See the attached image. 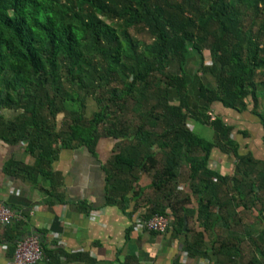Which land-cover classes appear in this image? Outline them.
I'll use <instances>...</instances> for the list:
<instances>
[{
	"label": "trees",
	"instance_id": "obj_1",
	"mask_svg": "<svg viewBox=\"0 0 264 264\" xmlns=\"http://www.w3.org/2000/svg\"><path fill=\"white\" fill-rule=\"evenodd\" d=\"M190 52L215 80L213 88L199 85L202 107L188 100L182 69ZM174 62L180 74L170 70ZM214 102L250 111L264 130V0H0V141L24 142L36 158L34 166L8 167L42 171L59 147L92 151L99 138L111 137L107 202L124 203L146 172L161 200L148 197L143 219L168 216L174 235L182 232L190 194L204 226L233 218L242 202L264 208V162L238 153ZM4 109L16 114L6 119ZM190 121L209 126L212 138L197 135ZM214 148L233 155L232 174L209 168ZM179 181L190 191L179 190ZM44 235L38 237L50 263L59 255L68 260L60 248H45ZM202 245L196 233L183 249L207 257ZM122 264L138 262L127 255Z\"/></svg>",
	"mask_w": 264,
	"mask_h": 264
},
{
	"label": "crops",
	"instance_id": "obj_2",
	"mask_svg": "<svg viewBox=\"0 0 264 264\" xmlns=\"http://www.w3.org/2000/svg\"><path fill=\"white\" fill-rule=\"evenodd\" d=\"M200 55L190 52L182 71L189 82V103L203 106L197 97L203 84L215 86L210 73L200 70ZM208 61V60H206ZM180 74L177 64L169 66ZM88 111L91 102H87ZM93 110L94 106L91 107ZM213 112L232 126L231 138L237 143L239 154L250 153L264 162V130L258 117L250 111L224 107L220 102L211 105ZM6 119L16 113L4 109ZM62 114L58 115L61 119ZM190 128L199 136L211 139L209 126L190 121ZM210 129V130H209ZM210 132H206V131ZM116 139L99 138L91 151L85 145L59 147L55 156L41 164L42 171L27 172L9 161H21L25 166L36 165L34 155L26 151L25 143L9 144L0 141V203L15 214L14 220L0 225V264L10 258L13 244L29 235L45 234L43 245L54 252L60 248L69 256L59 255L52 264H122L126 256L136 258L138 264H264V208L261 203L242 202L233 209L235 216L226 220L214 218L204 226L197 217L196 199L190 194L183 216L186 228L179 235L169 228L164 233L138 230L134 219L143 218L145 202L161 200L151 188V178L139 172L136 185L124 203L107 202V172L109 159L116 152ZM235 158L214 148L208 159L209 168L232 174ZM40 169V168H39ZM186 174L185 168L181 170ZM178 189L190 191L185 181ZM134 191L136 192L134 194ZM247 200V199H245ZM162 202V201H160ZM232 206H229L231 212ZM217 207L213 212L217 214ZM186 229H189L186 234ZM50 232L57 236H51ZM200 234L202 250L207 257L189 256L183 249L184 240ZM6 236H9L8 238ZM224 242L225 247H219ZM218 250V251H217ZM215 251V254H214ZM219 252V253H218ZM36 264H51L45 256Z\"/></svg>",
	"mask_w": 264,
	"mask_h": 264
},
{
	"label": "built area",
	"instance_id": "obj_3",
	"mask_svg": "<svg viewBox=\"0 0 264 264\" xmlns=\"http://www.w3.org/2000/svg\"><path fill=\"white\" fill-rule=\"evenodd\" d=\"M210 63L209 60L206 61V64ZM209 114L214 118L210 111ZM14 218L15 214L12 209L0 203V225L10 224ZM134 222L136 226H139L138 230L164 233L169 227L170 219L166 215L154 213L148 219L136 217ZM51 236L56 237L57 235L50 232V237ZM44 256L38 235H29L16 242L14 251L5 264H36L41 261Z\"/></svg>",
	"mask_w": 264,
	"mask_h": 264
},
{
	"label": "water",
	"instance_id": "obj_4",
	"mask_svg": "<svg viewBox=\"0 0 264 264\" xmlns=\"http://www.w3.org/2000/svg\"><path fill=\"white\" fill-rule=\"evenodd\" d=\"M185 228H186V220L184 219L183 230H185Z\"/></svg>",
	"mask_w": 264,
	"mask_h": 264
},
{
	"label": "rangeland",
	"instance_id": "obj_5",
	"mask_svg": "<svg viewBox=\"0 0 264 264\" xmlns=\"http://www.w3.org/2000/svg\"><path fill=\"white\" fill-rule=\"evenodd\" d=\"M92 105H93V103L91 102V106L89 107V112H91L90 110L92 109V108H91ZM209 130H210V129H209ZM206 132L208 133V132H210V131L207 130Z\"/></svg>",
	"mask_w": 264,
	"mask_h": 264
}]
</instances>
